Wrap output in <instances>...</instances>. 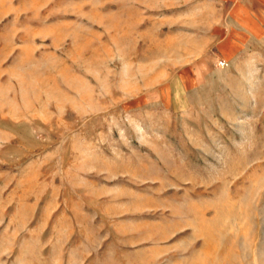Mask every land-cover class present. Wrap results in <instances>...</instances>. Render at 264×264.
Here are the masks:
<instances>
[{"label":"rangeland","instance_id":"1","mask_svg":"<svg viewBox=\"0 0 264 264\" xmlns=\"http://www.w3.org/2000/svg\"><path fill=\"white\" fill-rule=\"evenodd\" d=\"M0 264H264V0H0Z\"/></svg>","mask_w":264,"mask_h":264},{"label":"crops","instance_id":"2","mask_svg":"<svg viewBox=\"0 0 264 264\" xmlns=\"http://www.w3.org/2000/svg\"><path fill=\"white\" fill-rule=\"evenodd\" d=\"M226 1H232V0H226Z\"/></svg>","mask_w":264,"mask_h":264}]
</instances>
